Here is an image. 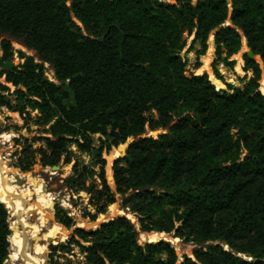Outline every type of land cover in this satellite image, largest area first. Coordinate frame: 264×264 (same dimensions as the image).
<instances>
[{
  "label": "trees",
  "instance_id": "16d2710c",
  "mask_svg": "<svg viewBox=\"0 0 264 264\" xmlns=\"http://www.w3.org/2000/svg\"><path fill=\"white\" fill-rule=\"evenodd\" d=\"M69 2L0 0V107L44 135L14 139V166L28 173L73 164L67 183L89 195L83 217L97 221L120 197L139 230L125 216L96 230L75 228L50 245L49 264H264V0ZM228 20L234 27L218 30ZM185 32L194 36L190 51L200 45L196 68L214 32L215 67L236 65L230 59L243 37L263 65L245 56L253 78L218 91L206 73L186 76ZM12 40L48 63L59 83L22 51L16 64ZM2 79L17 88L15 101ZM130 139L113 163L112 186L104 155ZM9 212L0 201V264L10 255ZM55 218L76 226L60 204ZM173 231L197 245L193 257L180 260L170 242L139 241L141 233ZM219 240L231 250L205 245Z\"/></svg>",
  "mask_w": 264,
  "mask_h": 264
},
{
  "label": "rangeland",
  "instance_id": "374dc122",
  "mask_svg": "<svg viewBox=\"0 0 264 264\" xmlns=\"http://www.w3.org/2000/svg\"><path fill=\"white\" fill-rule=\"evenodd\" d=\"M167 1L171 2L172 0H167ZM214 35L215 32L212 33L210 36L211 45L209 44V48H211L212 49L211 51L213 52L209 51L211 52V56L208 66H206L205 63V57L208 55V51H207L206 56L200 58V62L202 63V65L199 68H196L195 67L197 64L196 50L200 47V45L196 44L195 50L190 51L189 48L192 44L194 36L189 37L188 32L184 33L183 38L187 40V46L181 52V56L187 62V67L185 72L186 76L190 77L192 75H202L206 73L210 77V80L216 86V89L218 88L217 89L218 91L220 90L230 91L227 85H231L232 87H237V88H244L245 85L253 78V71L246 69V63L244 60V57L247 56L246 55L247 51L251 49L248 46L247 40L243 37L241 50L238 52V54L232 56L230 59V61L236 62V65L234 67L226 66L223 63L215 67L214 61L216 58V48L214 45ZM12 43L14 50L16 52L14 57L16 64L24 62V60L21 61L19 58V51H22L26 56L35 58L36 63L40 65V69L44 71L45 77L48 80L57 84L59 83L55 78V73L52 67L48 63L40 61L36 57L34 51L28 50L21 43L15 40H12ZM258 63L263 65L262 58L261 61H259ZM216 70L218 71L219 76H221L222 79H218V77L216 76ZM1 81L4 82L3 79ZM4 84L6 83L4 82ZM6 85L10 88V92L5 94L10 99L15 101L17 97L16 95L17 88H15L11 84L9 85L6 84ZM261 91L264 93V78L261 81ZM2 109L3 111L0 112V166H1L0 182L4 184L6 178L5 176L9 177L12 175V172L14 171L18 172L21 175H23L25 178H27L28 185L25 186V190L27 192V195L30 197L24 199V201H21L20 204L18 205L19 207L18 206L14 207L6 203V207L8 208V211L11 212L9 222H10V227L13 230V233L10 239V243H11L10 255L7 259H5L3 264H49L50 245H57L62 242L64 243L72 236L75 228L86 227L87 225L86 222L89 219L84 218L83 214H84V208H86L89 203V195L86 192L83 191L79 192L77 189H73L72 186L67 183V179L72 175L73 164L65 165L61 163L58 165L59 169L57 171H54L53 167L44 168L40 165H36L28 173H23L20 169L16 168L14 166L15 158L13 157V154L16 152L17 149L20 148V146L16 145L14 139H18L21 136L32 139L34 137L44 136V135L38 133V130L42 128H40L39 126H35L31 121L23 120L22 117L19 115V113L11 112L6 108H2ZM26 111L30 112V114L34 119L40 115L39 113L40 111L37 109L27 108ZM26 122H29V125H25L24 123ZM50 125H48L46 128L48 129ZM17 127H19V130H17ZM99 137L100 135L93 136V138L96 140V144H98ZM72 149L76 157L83 160L86 164H90V158L88 157L87 154L80 153L79 151H77L76 147H73ZM104 157L107 161V166H106L107 179L109 180L111 185H113L112 166L114 161L117 158L121 157V153L118 151V148H113L110 151V153L105 154ZM8 165H10L12 171L10 170V168L7 167ZM96 170H98V168ZM94 180L96 182H99L97 176L94 177ZM46 186H47V190H46ZM41 192H45V194H48L49 196L41 197L40 195ZM60 197L67 198V204L62 203L63 201L60 202L59 201ZM56 204H60L61 206H63L67 210L69 215L74 218L76 222V226L74 228L67 229L56 220L55 218ZM24 208L26 209V211L23 210ZM124 209L125 208L121 204V198L119 197L118 201L114 205H112L104 215L100 216V218L95 222L91 221L92 222L91 224H96L98 221H101L102 219L105 218L106 214H110L115 217L127 216L128 218L134 221L137 229L139 230V223L136 216H134L130 211L126 213ZM32 211L35 214H37V212H40L42 215L45 214L47 216L46 221H48L49 223L47 225L49 228L45 227L43 233H46L52 227V225H56L58 227L59 234L65 236V238L63 237L56 238L55 241L50 240L47 243L45 239L43 240L41 234L40 235L37 234L36 237L32 236L31 229L26 221L27 215H31L33 213ZM13 220L16 221L15 226L12 225V223H14ZM179 225L180 224H177V226ZM18 234L21 236V237L19 236V241L21 242V245L31 250L32 255H34V260H32L31 263H29L26 260V257L22 252H20V249L18 248L17 243L15 242V237ZM141 234H148V233H141ZM141 234L139 238L140 243L141 244L149 243L148 241H144L141 238ZM159 234L162 235L161 233ZM175 234H176L175 231H173L170 234L167 233L168 238L162 240L169 241L172 244V246L175 247V249L179 252L178 255L180 257V260H183L182 258L184 255L193 257V252L197 248V245H194L192 243H184L182 239L176 238ZM21 240L22 241L24 240L23 241L24 243ZM211 243L212 242H208L205 245L208 246ZM75 252L77 253L76 255L80 256L78 250H76Z\"/></svg>",
  "mask_w": 264,
  "mask_h": 264
},
{
  "label": "bare ground",
  "instance_id": "6f19581e",
  "mask_svg": "<svg viewBox=\"0 0 264 264\" xmlns=\"http://www.w3.org/2000/svg\"><path fill=\"white\" fill-rule=\"evenodd\" d=\"M210 56H211V52H208V55L205 57L206 66H208V64L210 62ZM7 167L10 168V170L12 171V168L10 167V165H8ZM0 171H1V166H0ZM5 177H6L5 183L2 184L0 182V201H3L5 203L10 204L11 206L15 207V206H18L21 201H24V199L30 198L27 195V192L25 190V186L28 185L27 178H25L23 175H21L18 172H15V171L12 172L11 176H9V177L5 176ZM20 179L25 182V185L18 184L17 180H20ZM40 195H41V197L42 196H49L48 194H45V192H41ZM62 203L67 204V198H64ZM23 210L26 211L25 208ZM36 215H37V217L35 218V220H36L35 223H32L31 218H30L31 215H27V220H26L27 224L29 225V227L31 229V235L32 236L36 237L37 234H39V235L41 234L43 237V240L45 239L47 241V243L50 240L55 241L56 238H61V237L65 238V236H62L61 234H59L58 227L56 225H52V227L46 233H43L44 228L48 227L47 225L49 224L48 221H46L47 216L45 214L42 215L40 212H37ZM11 222H12V220H11ZM13 222L14 223H12V225L15 226L16 221L13 220ZM19 236L20 235L18 234L15 237V242L17 243V246L20 249V252H22L24 254V256L26 257V260L29 263H31L32 260H34V255H32L31 250H29L28 248H25L21 245V242L19 241ZM141 238L144 241L156 243L162 239H167L168 236H167V234L160 235L159 233L154 232V233H150V234H141Z\"/></svg>",
  "mask_w": 264,
  "mask_h": 264
},
{
  "label": "water",
  "instance_id": "95a60500",
  "mask_svg": "<svg viewBox=\"0 0 264 264\" xmlns=\"http://www.w3.org/2000/svg\"><path fill=\"white\" fill-rule=\"evenodd\" d=\"M227 3L231 5V4H232V0H227ZM69 5H70V6L72 5V0H70ZM227 25H228V26H231V27H234V25H233V23H232V20H228V22H227L225 25L221 26L218 30L224 28V27L227 26ZM209 44H210V41H209ZM246 55H247L248 59H250V60L257 61V62L261 61V56H256V55L254 54V52H253L251 49H249V50L247 51ZM1 111H3V109L0 107V112H1ZM169 131H170V127H167V128H165L164 130H158V131L154 132L153 135H154V136H158V135H160V134H162V133H167V132H169ZM135 141H136V139H130V140H128L125 144H123V145L117 147V148H118V151L121 153V156H125V155H126V153H127L128 149H129L130 145L133 144ZM58 169H59L58 166H54V167H53V170H54V171H57ZM108 181H109V180H108ZM112 181H114V177H113V176H112ZM17 182H18V184L25 185V182H24L23 180H21V179H20V180H17ZM112 186H114V183H113ZM46 190H47V186H46ZM63 199H64L63 197H60L59 201L61 202V201H63ZM1 202L4 203V204L6 205L5 202H3V201H1ZM6 208H7V207H6ZM7 209H8V208H7ZM124 211H125L126 213H128L130 210H129V209H124ZM9 214H10V212H9ZM125 217H127V216H125ZM30 218H31L32 223H35V222H36V220H35V218H36V214H35L34 212L31 214ZM115 218H117V217L112 216V215H110V214H106V215H105V218L102 219L101 221H98L96 224H91L92 222H91L90 220H88V221L86 222V224H87L86 227H81V228H84V229H86V230H96V229H98V228L101 226V224H102L103 222H107V221H109V220H113V219H115ZM10 229H11V232L13 233V230H12L11 227H10ZM155 233H157V232H155ZM10 239H11V235H10V237H9V240H10ZM175 239H176V238H175ZM160 241H166V242H169V241H167V240H160ZM160 241H158V242H160ZM158 242H156V243H158ZM149 243H151V242H149ZM180 243H181V242H180ZM216 244L222 245V246L225 248V250H227V251H230V250H231L230 247H229V245H228V243H227V242H223V241H221V240H219L217 243H211L209 246L213 247V246L216 245ZM34 251H35V248H34ZM176 251H177V250H176ZM177 254H179L178 251H177ZM244 257H245V256H244ZM249 260H250V261H253L254 258H252L251 256H249Z\"/></svg>",
  "mask_w": 264,
  "mask_h": 264
},
{
  "label": "crops",
  "instance_id": "0c3cea01",
  "mask_svg": "<svg viewBox=\"0 0 264 264\" xmlns=\"http://www.w3.org/2000/svg\"><path fill=\"white\" fill-rule=\"evenodd\" d=\"M210 45H211V43H210ZM211 50H212V49H211V48H209L208 52H209V51H211ZM211 52H213V51H211ZM205 56H206V55H205ZM205 56H204V57H205Z\"/></svg>",
  "mask_w": 264,
  "mask_h": 264
}]
</instances>
